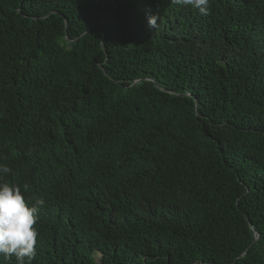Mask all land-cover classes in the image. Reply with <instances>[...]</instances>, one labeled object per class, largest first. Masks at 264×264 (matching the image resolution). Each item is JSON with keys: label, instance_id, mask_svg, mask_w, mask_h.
Instances as JSON below:
<instances>
[{"label": "trees", "instance_id": "trees-1", "mask_svg": "<svg viewBox=\"0 0 264 264\" xmlns=\"http://www.w3.org/2000/svg\"><path fill=\"white\" fill-rule=\"evenodd\" d=\"M0 164L31 264H264V0H0Z\"/></svg>", "mask_w": 264, "mask_h": 264}, {"label": "clouds", "instance_id": "clouds-1", "mask_svg": "<svg viewBox=\"0 0 264 264\" xmlns=\"http://www.w3.org/2000/svg\"><path fill=\"white\" fill-rule=\"evenodd\" d=\"M171 3L197 9L200 14L207 15L210 0H171ZM150 28H156L157 17L148 19ZM12 169L0 164V257H15L17 264H31L36 257L38 232L34 225L38 221L39 207L45 201L36 198L30 206L25 201L24 193L30 190L28 184L20 186L9 184L4 177ZM39 206V207H38Z\"/></svg>", "mask_w": 264, "mask_h": 264}, {"label": "water", "instance_id": "water-1", "mask_svg": "<svg viewBox=\"0 0 264 264\" xmlns=\"http://www.w3.org/2000/svg\"><path fill=\"white\" fill-rule=\"evenodd\" d=\"M66 30H67V23H66ZM138 81H139V80H136L135 83L138 82Z\"/></svg>", "mask_w": 264, "mask_h": 264}, {"label": "rangeland", "instance_id": "rangeland-1", "mask_svg": "<svg viewBox=\"0 0 264 264\" xmlns=\"http://www.w3.org/2000/svg\"><path fill=\"white\" fill-rule=\"evenodd\" d=\"M96 258L98 259V256Z\"/></svg>", "mask_w": 264, "mask_h": 264}]
</instances>
